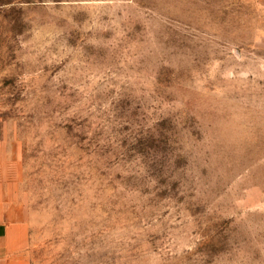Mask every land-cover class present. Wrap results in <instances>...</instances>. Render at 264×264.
Returning a JSON list of instances; mask_svg holds the SVG:
<instances>
[{"label":"rangeland","instance_id":"374dc122","mask_svg":"<svg viewBox=\"0 0 264 264\" xmlns=\"http://www.w3.org/2000/svg\"><path fill=\"white\" fill-rule=\"evenodd\" d=\"M0 143L28 264H264V0H0Z\"/></svg>","mask_w":264,"mask_h":264},{"label":"crops","instance_id":"0c3cea01","mask_svg":"<svg viewBox=\"0 0 264 264\" xmlns=\"http://www.w3.org/2000/svg\"><path fill=\"white\" fill-rule=\"evenodd\" d=\"M2 150L0 143V155ZM28 244L26 209L12 191L9 179L0 174V264H28L25 257Z\"/></svg>","mask_w":264,"mask_h":264}]
</instances>
